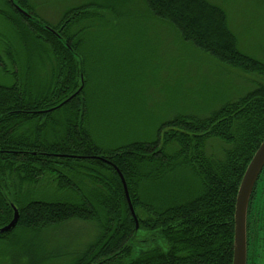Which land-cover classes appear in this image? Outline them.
I'll return each instance as SVG.
<instances>
[{
  "label": "trees",
  "instance_id": "16d2710c",
  "mask_svg": "<svg viewBox=\"0 0 264 264\" xmlns=\"http://www.w3.org/2000/svg\"><path fill=\"white\" fill-rule=\"evenodd\" d=\"M29 1L0 0V77L11 81L0 83V227L12 219V205L19 212L0 242L18 231L39 234L80 221L96 233L70 264H231L237 187L264 138V82L205 116L162 122L153 141L103 149L86 120L91 75L81 36L88 9L111 7L78 4L52 25ZM144 1L183 44L264 77V63L238 50L221 7L208 0ZM211 141L216 153L209 152ZM141 231L150 235L143 242L165 245L137 252Z\"/></svg>",
  "mask_w": 264,
  "mask_h": 264
},
{
  "label": "rangeland",
  "instance_id": "374dc122",
  "mask_svg": "<svg viewBox=\"0 0 264 264\" xmlns=\"http://www.w3.org/2000/svg\"><path fill=\"white\" fill-rule=\"evenodd\" d=\"M91 1L111 7L101 12L88 9L81 36V56L91 75L85 88L89 101L86 120L94 142L103 149L132 141H153L162 122L179 115L205 116L225 101L242 96L254 84L264 82L261 75L228 68L183 44L169 24L150 15L144 0L29 3L55 25L64 10ZM208 1L225 11L238 50L264 63V0ZM209 144V152L216 153L217 141ZM95 233L93 224L80 221L39 234L18 231L8 243L0 242V264H32L33 256L39 259L36 264H70L73 253L82 250ZM149 236L141 231L137 238ZM155 243L165 245L162 239ZM155 243L136 244V250ZM24 252L28 254L18 258Z\"/></svg>",
  "mask_w": 264,
  "mask_h": 264
},
{
  "label": "water",
  "instance_id": "95a60500",
  "mask_svg": "<svg viewBox=\"0 0 264 264\" xmlns=\"http://www.w3.org/2000/svg\"><path fill=\"white\" fill-rule=\"evenodd\" d=\"M21 13L25 16H30L26 11L17 6ZM80 91V89L78 90ZM100 159V158H99ZM264 164V138L256 148L250 161L247 163L245 170L242 174L240 182L237 187V192L235 195L234 203V213H233V253L231 264H245L246 261V237H245V219H246V208L248 198L253 186V183ZM117 170V173L123 184L124 193L128 208L130 210L131 216L135 221V228H138V220L131 203V199L127 190L125 180L121 172ZM13 217L4 226L0 227V233H6L11 231L17 224L19 218L18 209L12 205Z\"/></svg>",
  "mask_w": 264,
  "mask_h": 264
},
{
  "label": "flooded vegetation",
  "instance_id": "af4514ba",
  "mask_svg": "<svg viewBox=\"0 0 264 264\" xmlns=\"http://www.w3.org/2000/svg\"><path fill=\"white\" fill-rule=\"evenodd\" d=\"M0 83L10 84L11 81L0 77ZM137 236L135 239V249L136 244H141L144 240L138 239ZM245 237V264H264V164L253 183L248 198ZM138 250L136 251L139 252Z\"/></svg>",
  "mask_w": 264,
  "mask_h": 264
}]
</instances>
